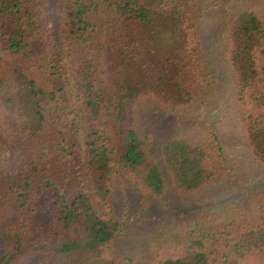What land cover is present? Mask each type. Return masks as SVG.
<instances>
[{
    "label": "trees",
    "instance_id": "trees-1",
    "mask_svg": "<svg viewBox=\"0 0 264 264\" xmlns=\"http://www.w3.org/2000/svg\"><path fill=\"white\" fill-rule=\"evenodd\" d=\"M219 6L244 139L264 166V19ZM196 21L182 0H0V264H119L117 179L162 197L161 160L178 193L217 182L228 160L213 127L172 135L159 155L136 127L142 97L178 112L213 96ZM251 197L244 224L160 228L174 252L147 264H264V196Z\"/></svg>",
    "mask_w": 264,
    "mask_h": 264
},
{
    "label": "rangeland",
    "instance_id": "rangeland-1",
    "mask_svg": "<svg viewBox=\"0 0 264 264\" xmlns=\"http://www.w3.org/2000/svg\"><path fill=\"white\" fill-rule=\"evenodd\" d=\"M156 1L159 0H147L148 3ZM182 1L197 20L202 47L215 75L216 89L206 104L194 103L178 112L156 97H142L136 104V127L140 133L153 137V150L157 153L158 149V155L160 145L172 135L186 132L205 137L206 130L213 127L222 141L228 162L215 184L188 195L175 191L161 160L169 181L162 197L145 194L131 178L117 179L110 206L113 216L121 223V231L112 243L119 264H147L156 254L174 252L169 246L170 240L165 241L167 238L158 234L160 228L176 233L198 221L205 223L217 218H220L219 223L227 219L244 224L250 220L247 209L254 207L251 196L257 199L264 196V166L249 152L238 113L235 82L223 62L225 38L220 0ZM234 1L238 7L252 9L264 19L263 0ZM51 15L56 19L54 12ZM54 25L56 30L57 23ZM245 264L258 263L248 260Z\"/></svg>",
    "mask_w": 264,
    "mask_h": 264
}]
</instances>
